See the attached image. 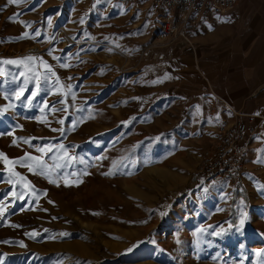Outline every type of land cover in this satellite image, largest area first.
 I'll list each match as a JSON object with an SVG mask.
<instances>
[{
    "label": "rangeland",
    "instance_id": "1",
    "mask_svg": "<svg viewBox=\"0 0 264 264\" xmlns=\"http://www.w3.org/2000/svg\"><path fill=\"white\" fill-rule=\"evenodd\" d=\"M112 3L0 0V60L42 57L63 85H72L42 92L29 106L34 84L20 100L12 96L23 87V77L12 79L23 66L0 64V108L14 105L0 114V151L11 160L52 146L45 161L66 165L53 167L51 177L17 165L33 195L6 182L0 160V200L7 205L0 217V264H264V198L240 201L235 190L222 197L211 187L199 196L198 185L186 186L200 169L198 156L165 155L151 126L148 81L140 74L149 71L143 47L159 45L158 11L150 3ZM14 13L18 18L10 20ZM24 32L28 38L14 39ZM37 70L43 80L45 69ZM17 137L34 139L13 144ZM242 213L247 220L237 231ZM221 229L227 231L213 235Z\"/></svg>",
    "mask_w": 264,
    "mask_h": 264
},
{
    "label": "crops",
    "instance_id": "2",
    "mask_svg": "<svg viewBox=\"0 0 264 264\" xmlns=\"http://www.w3.org/2000/svg\"><path fill=\"white\" fill-rule=\"evenodd\" d=\"M131 2L134 8L149 4V0ZM165 11L153 15L159 26ZM195 16L191 43L177 39L143 47V64L149 71L140 75L148 81V109L153 111L149 121L165 155L194 154L197 167L204 152L215 147L221 127L237 121L255 127L241 141L245 165L241 190L229 182L211 183L197 169L190 175L195 174L194 185H188L189 177L186 186L198 185L199 196L207 195L211 187L222 197L235 190L240 201L263 200L264 163L257 160L264 158L260 151L264 149V0H236L224 11Z\"/></svg>",
    "mask_w": 264,
    "mask_h": 264
},
{
    "label": "built area",
    "instance_id": "3",
    "mask_svg": "<svg viewBox=\"0 0 264 264\" xmlns=\"http://www.w3.org/2000/svg\"><path fill=\"white\" fill-rule=\"evenodd\" d=\"M130 2L131 0H121ZM236 0H149L153 11L166 9L159 26L157 43L172 40L191 43V30L196 23V14L224 11ZM152 43L151 45H153ZM155 45V44H154ZM158 54V57H161ZM255 132V127L237 121L219 129L214 148L206 150L200 161L199 173L211 183L229 182L235 190H241L243 180L244 149L241 141Z\"/></svg>",
    "mask_w": 264,
    "mask_h": 264
},
{
    "label": "snow or ice",
    "instance_id": "4",
    "mask_svg": "<svg viewBox=\"0 0 264 264\" xmlns=\"http://www.w3.org/2000/svg\"><path fill=\"white\" fill-rule=\"evenodd\" d=\"M100 0H97V3H99ZM26 3V0H7V5H20ZM5 5V7L7 6ZM19 16V13H14L12 16L9 17L10 20H16ZM21 23L25 24V26H30L27 21H20ZM80 23H84V20L81 19ZM40 33L36 32L35 35L32 38H35V36H39ZM29 33L24 32L21 36L14 37V39H24L28 38ZM56 59H59L56 57ZM37 61H39V65H37ZM27 62V63H26ZM0 64H6V65H12V66H23L25 71L19 72L18 76L16 74H13L12 79L17 80L18 77H23V87H20L17 91L12 93V96L16 100H20L24 96V92L27 89L28 85L34 84V89L31 91L30 95L27 97V103L30 106L33 102V99L37 97L40 93L45 92V91H53L55 93L57 90L62 91L65 87L70 91L72 88L71 84L68 85H63L59 79V77L56 75V73L52 69V65L48 63V61L43 60L42 57H37V56H26V57H20L16 59H3L0 60ZM43 67L45 69L44 75H43V80L41 79V74L37 70L38 67ZM62 67H70L68 64L62 65ZM25 72L28 73V75L25 74ZM5 76V73L3 72L2 69H0V77ZM55 80V84H52L51 88H46L45 85H48L51 81ZM8 81L5 80L4 83H7ZM67 95V93H65ZM5 99H9V97L6 95ZM47 101H44L45 107H47ZM61 103H64V101H61ZM9 107H14L13 104H8L6 107L0 108V114H3L4 112H7ZM63 109H56L53 108V111H61ZM44 111V108H41V112ZM46 122V121H45ZM61 124L64 123V120L59 121ZM58 131H63L62 129H57ZM11 135V133H8ZM0 135H4V133H0ZM34 138L31 137H17L16 139L13 140V144H17L18 141H23L25 144H29L31 140ZM63 153L64 157L68 156L67 149L63 144H60L57 146ZM37 151L41 153V155H32L31 153H25L24 156L22 157H17L14 159H9L7 155L0 151V160L4 162L6 165V170L8 172V179L7 183L10 185H20L21 187H24L28 189L32 194L34 195V189L33 186L31 185V181H28L25 176H22L20 173L15 171V167L17 165L24 166L28 169L29 172L36 173L38 175H47L49 177L52 176V169L53 167L60 169L65 167V164L57 163L55 165H49L44 157L52 151V146H45V147H38ZM260 151L264 152V149H261ZM61 157L57 155L56 157H53L54 160H58ZM258 163H264V158H259L257 160ZM115 167V163L113 165ZM113 173H105V175H110ZM52 183H57L58 181L52 180ZM71 186V185H69ZM261 190H264V185H261ZM13 196H17L19 199L23 200L24 199V194L23 193H16L13 191L11 193ZM51 202V201H50ZM7 205L5 204L4 200H0V217L4 215V212L6 211ZM247 220V214L242 213L240 218H239V223L236 224L234 227L236 228L237 231H241L245 225V222ZM146 222V221H145ZM16 227H20V225H16ZM233 225L229 223V228H232ZM45 231H48L47 229ZM201 231H204V229H201ZM227 231L225 229H221V231L213 232V235H221L222 232ZM39 233H36L38 235ZM29 235H32V233H29ZM60 236H69L70 233L68 232H62L59 234ZM6 243L8 241H5ZM22 243V242H21ZM135 247V246H133ZM132 249L129 248L127 251H131ZM261 252H264V250H260Z\"/></svg>",
    "mask_w": 264,
    "mask_h": 264
},
{
    "label": "trees",
    "instance_id": "5",
    "mask_svg": "<svg viewBox=\"0 0 264 264\" xmlns=\"http://www.w3.org/2000/svg\"><path fill=\"white\" fill-rule=\"evenodd\" d=\"M194 180H195V174H192V176L190 177V180L188 182V185H194ZM240 192H236L235 193V197L238 198Z\"/></svg>",
    "mask_w": 264,
    "mask_h": 264
}]
</instances>
